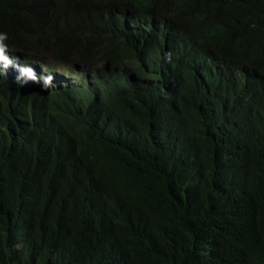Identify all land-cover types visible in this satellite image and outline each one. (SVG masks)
<instances>
[{"label":"trees","instance_id":"obj_1","mask_svg":"<svg viewBox=\"0 0 264 264\" xmlns=\"http://www.w3.org/2000/svg\"><path fill=\"white\" fill-rule=\"evenodd\" d=\"M31 12L9 0L0 32L27 52L54 48L63 63L80 51L79 22L54 26L52 41L22 22ZM237 22L264 64V0ZM127 88L117 105L128 127L68 115L72 147L62 139L55 152L32 156L13 115L0 114V264H264V121L239 135L198 103L163 129L154 104Z\"/></svg>","mask_w":264,"mask_h":264},{"label":"clouds","instance_id":"obj_2","mask_svg":"<svg viewBox=\"0 0 264 264\" xmlns=\"http://www.w3.org/2000/svg\"><path fill=\"white\" fill-rule=\"evenodd\" d=\"M249 1L23 0L32 10L25 25L53 41L54 26L79 22L74 44L82 46L63 63L54 48L27 52L0 32V114L13 115L32 156L57 151L62 139L72 147L68 115L118 117L128 127L117 105L127 87L154 104L156 127L183 125L201 103L208 118L241 135L250 121H264V64L254 60V32L237 22Z\"/></svg>","mask_w":264,"mask_h":264},{"label":"bare ground","instance_id":"obj_3","mask_svg":"<svg viewBox=\"0 0 264 264\" xmlns=\"http://www.w3.org/2000/svg\"><path fill=\"white\" fill-rule=\"evenodd\" d=\"M58 31V30H57Z\"/></svg>","mask_w":264,"mask_h":264}]
</instances>
